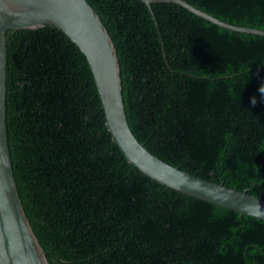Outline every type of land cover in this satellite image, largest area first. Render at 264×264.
<instances>
[{"label":"trees","instance_id":"16d2710c","mask_svg":"<svg viewBox=\"0 0 264 264\" xmlns=\"http://www.w3.org/2000/svg\"><path fill=\"white\" fill-rule=\"evenodd\" d=\"M88 1L115 42L128 120L146 148L264 198V35L177 3L152 4L158 28L142 0ZM187 1L264 29V0ZM7 56L14 173L51 264H264L263 219L162 185L128 161L85 54L61 29L8 31Z\"/></svg>","mask_w":264,"mask_h":264},{"label":"water","instance_id":"95a60500","mask_svg":"<svg viewBox=\"0 0 264 264\" xmlns=\"http://www.w3.org/2000/svg\"><path fill=\"white\" fill-rule=\"evenodd\" d=\"M142 1L148 5L158 28L152 4L168 2L180 4L222 27L264 35V29L230 23L187 0ZM47 25L61 29L85 54L102 100L107 127L130 163L162 185L264 220V198L182 170L152 153L138 139L126 112L115 42L88 0H0V264H51L23 205L7 127V32Z\"/></svg>","mask_w":264,"mask_h":264},{"label":"clouds","instance_id":"9594fccd","mask_svg":"<svg viewBox=\"0 0 264 264\" xmlns=\"http://www.w3.org/2000/svg\"><path fill=\"white\" fill-rule=\"evenodd\" d=\"M261 93L264 94V91H262ZM251 102H252L253 105H255L256 104L255 98H253Z\"/></svg>","mask_w":264,"mask_h":264}]
</instances>
